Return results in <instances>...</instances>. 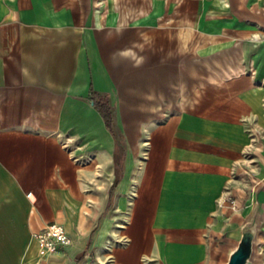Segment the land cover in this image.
Returning <instances> with one entry per match:
<instances>
[{
    "label": "crops",
    "instance_id": "crops-1",
    "mask_svg": "<svg viewBox=\"0 0 264 264\" xmlns=\"http://www.w3.org/2000/svg\"><path fill=\"white\" fill-rule=\"evenodd\" d=\"M253 215L264 264V0H0V264H225Z\"/></svg>",
    "mask_w": 264,
    "mask_h": 264
},
{
    "label": "water",
    "instance_id": "water-1",
    "mask_svg": "<svg viewBox=\"0 0 264 264\" xmlns=\"http://www.w3.org/2000/svg\"><path fill=\"white\" fill-rule=\"evenodd\" d=\"M261 225V219L253 215L241 227L239 240L229 253L225 264H248L253 253L254 240Z\"/></svg>",
    "mask_w": 264,
    "mask_h": 264
},
{
    "label": "built area",
    "instance_id": "built-area-1",
    "mask_svg": "<svg viewBox=\"0 0 264 264\" xmlns=\"http://www.w3.org/2000/svg\"><path fill=\"white\" fill-rule=\"evenodd\" d=\"M42 253H53L59 245L68 244L69 238L66 236L62 226L56 223L46 225L39 232L34 234Z\"/></svg>",
    "mask_w": 264,
    "mask_h": 264
},
{
    "label": "trees",
    "instance_id": "trees-1",
    "mask_svg": "<svg viewBox=\"0 0 264 264\" xmlns=\"http://www.w3.org/2000/svg\"><path fill=\"white\" fill-rule=\"evenodd\" d=\"M99 110L102 113L105 122L108 125H110V123H111V114H110V111L108 109H106V108H100ZM120 169H121V164L115 162V170L118 171Z\"/></svg>",
    "mask_w": 264,
    "mask_h": 264
}]
</instances>
